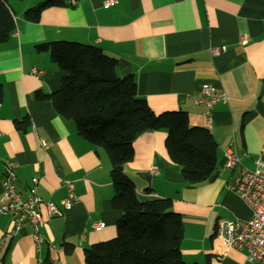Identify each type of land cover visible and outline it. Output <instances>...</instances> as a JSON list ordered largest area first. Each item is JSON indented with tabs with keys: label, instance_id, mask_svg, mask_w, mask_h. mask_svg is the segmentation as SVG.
Masks as SVG:
<instances>
[{
	"label": "crops",
	"instance_id": "crops-1",
	"mask_svg": "<svg viewBox=\"0 0 264 264\" xmlns=\"http://www.w3.org/2000/svg\"><path fill=\"white\" fill-rule=\"evenodd\" d=\"M40 1L10 0L16 28L0 46V197L4 163L11 160L24 197L34 188L43 201L60 206L71 181L78 200L56 216L40 205L45 242L39 250L30 226L9 236L12 217L0 215V264H44L47 257L51 264H86L85 248L113 238L121 216L112 205L106 151L81 137L51 100L35 96L58 90L66 75L48 51L36 49L56 40L100 47L116 58L119 76H134L139 96L155 113L183 109L191 126L212 132L219 174L211 180L187 182L182 166L168 155L164 129L135 139L134 157L124 170L140 200L172 199L183 219L181 251L187 264H251L245 250L226 247L216 236V224L224 217L251 216L236 191L242 168L225 163L229 149L249 163L264 142V0H117L111 5L79 0L44 9L36 22L27 20L26 9ZM214 48L222 50L213 55ZM33 67L43 71L39 77ZM205 86L229 97L213 106L211 121L196 103L195 94ZM26 117L28 128H18L16 121ZM100 222L105 225L92 226ZM66 243L73 244L72 252Z\"/></svg>",
	"mask_w": 264,
	"mask_h": 264
},
{
	"label": "trees",
	"instance_id": "trees-1",
	"mask_svg": "<svg viewBox=\"0 0 264 264\" xmlns=\"http://www.w3.org/2000/svg\"><path fill=\"white\" fill-rule=\"evenodd\" d=\"M72 1L79 0H42L26 9L24 16L36 22L44 9ZM9 2L0 0V46L16 28ZM36 49L48 51L51 60L66 72L58 90L37 91L36 98L51 100L63 118L74 122L81 137L106 151L111 164L112 205L121 211V216L113 238L85 248V263L187 264L181 251L183 219L173 210L172 199L140 200L124 165L133 159V143L139 135L164 129L168 155L182 166L187 182L195 185L211 180L218 160L212 132L206 127L191 126L186 110L155 113L139 96L134 76H119L116 58L100 47L56 40L37 44ZM3 95L0 83V102ZM15 124L27 129L30 121L26 117ZM73 248V244L66 243L67 252ZM44 264H51L48 257Z\"/></svg>",
	"mask_w": 264,
	"mask_h": 264
},
{
	"label": "built area",
	"instance_id": "built-area-1",
	"mask_svg": "<svg viewBox=\"0 0 264 264\" xmlns=\"http://www.w3.org/2000/svg\"><path fill=\"white\" fill-rule=\"evenodd\" d=\"M117 0H106L111 5ZM222 49H212V54L217 55ZM43 71L33 67L32 73L39 77ZM196 103L205 108L209 121L213 106L218 102H227L228 94L221 89H214L205 86L195 94ZM46 147V142H42ZM226 167L234 168L241 166L242 175L236 185L239 197L251 210L248 219L220 218L216 224V236L229 248H237L247 252V261L251 264H264V142L261 153L247 164H243L240 157L234 150L226 151ZM17 164L14 161L6 160L4 163L3 192L0 197V215L12 217L13 225L9 230V236L17 235L25 226H30L32 238L36 249H41L45 239L41 233L44 226V219L40 211L43 203L50 216L61 215L63 210L71 209L78 200L75 192V185L66 181L68 194L64 197L60 206L53 201H43L33 192L24 197L16 186ZM36 180H34V183ZM105 224L95 223V228L103 227Z\"/></svg>",
	"mask_w": 264,
	"mask_h": 264
},
{
	"label": "water",
	"instance_id": "water-1",
	"mask_svg": "<svg viewBox=\"0 0 264 264\" xmlns=\"http://www.w3.org/2000/svg\"><path fill=\"white\" fill-rule=\"evenodd\" d=\"M219 174V171L217 170L216 172H215V176H217Z\"/></svg>",
	"mask_w": 264,
	"mask_h": 264
}]
</instances>
